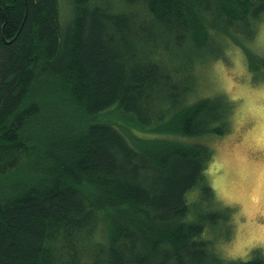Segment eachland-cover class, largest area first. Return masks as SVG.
<instances>
[{
	"label": "trees",
	"instance_id": "obj_1",
	"mask_svg": "<svg viewBox=\"0 0 264 264\" xmlns=\"http://www.w3.org/2000/svg\"><path fill=\"white\" fill-rule=\"evenodd\" d=\"M65 1L0 0V264H264L212 248L230 207L193 137L227 132L232 104L191 95L227 43L264 73V0Z\"/></svg>",
	"mask_w": 264,
	"mask_h": 264
},
{
	"label": "rangeland",
	"instance_id": "obj_2",
	"mask_svg": "<svg viewBox=\"0 0 264 264\" xmlns=\"http://www.w3.org/2000/svg\"><path fill=\"white\" fill-rule=\"evenodd\" d=\"M61 10L67 12L65 0ZM246 46L264 58L263 18ZM195 76L193 97L223 93L232 104L227 132L193 137L212 149L206 173L218 203L230 207V235H214L212 248L225 261L247 259L253 249L264 254V73L254 76L243 49L227 43L223 57L198 64ZM100 118L121 126L129 136L151 135L124 125L114 109Z\"/></svg>",
	"mask_w": 264,
	"mask_h": 264
}]
</instances>
